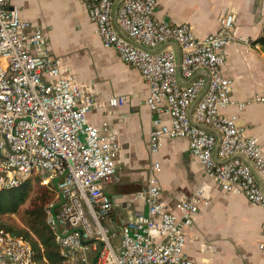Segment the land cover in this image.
<instances>
[{
    "label": "built area",
    "instance_id": "2783aa9c",
    "mask_svg": "<svg viewBox=\"0 0 264 264\" xmlns=\"http://www.w3.org/2000/svg\"><path fill=\"white\" fill-rule=\"evenodd\" d=\"M81 1L103 46L138 68L148 85L150 153L157 154L165 138L185 139L204 179L169 206L161 162L153 159L147 186L134 194L148 211L137 209L117 229L105 223L115 207L107 183L121 149L117 133L108 122H90L94 96L49 51L43 29L11 0H0V190L35 173L52 184L46 220L64 264H199L185 245L188 229L212 200V185L264 210V146L240 124L239 113L225 111L264 106V89L243 101L233 96L225 66L235 16H221L217 30L200 36L189 22L159 19L158 0ZM126 101L113 96L109 105ZM0 264L39 263L28 239L0 229Z\"/></svg>",
    "mask_w": 264,
    "mask_h": 264
},
{
    "label": "crops",
    "instance_id": "0c3cea01",
    "mask_svg": "<svg viewBox=\"0 0 264 264\" xmlns=\"http://www.w3.org/2000/svg\"><path fill=\"white\" fill-rule=\"evenodd\" d=\"M11 3L23 18L44 30L49 51L61 56L76 83L94 96L96 104L89 113L90 122L96 126L108 122L117 133L121 149L116 172L107 183L115 207L105 223L117 229L133 218L137 209L148 211L146 202L135 199L134 194L147 186L153 159L161 162L160 179L169 206L176 207L179 196L201 184L204 171L191 155L185 139L165 138L160 151L155 155L150 153L153 114L146 102L148 85L138 68L123 62L114 49L103 46L81 0H11ZM227 13L234 14L235 23L231 32L233 40L226 49L225 70L233 80L235 100L243 101L264 89V51L260 45L253 44L263 31L264 0H158L157 4L159 19L189 22L200 36L217 30L221 16ZM168 45L176 48L174 43ZM119 95L126 96L127 101L117 107L110 106L109 99ZM225 111L239 113L240 124L248 130L247 125L253 124L263 126V132L264 121L256 115V112L264 115L263 105L253 103L242 111L230 106ZM249 132L257 135L264 146L261 135ZM210 191V204L202 207L196 222L188 229L185 253L199 264H264L260 255V244L264 243V210L244 196L222 192L214 185ZM222 207L233 211L242 208L244 211L237 212H242L244 218L247 210L257 214L262 239L251 261L230 257L234 250L218 238L220 218L214 219V215Z\"/></svg>",
    "mask_w": 264,
    "mask_h": 264
},
{
    "label": "trees",
    "instance_id": "16d2710c",
    "mask_svg": "<svg viewBox=\"0 0 264 264\" xmlns=\"http://www.w3.org/2000/svg\"><path fill=\"white\" fill-rule=\"evenodd\" d=\"M253 44L260 45L264 51V25L262 34ZM54 198L55 190L41 184L34 189L31 180L16 188L0 190V229L28 239L39 264H64L46 220V206ZM12 215L19 216V224L8 221L7 217Z\"/></svg>",
    "mask_w": 264,
    "mask_h": 264
},
{
    "label": "rangeland",
    "instance_id": "374dc122",
    "mask_svg": "<svg viewBox=\"0 0 264 264\" xmlns=\"http://www.w3.org/2000/svg\"><path fill=\"white\" fill-rule=\"evenodd\" d=\"M256 115L260 118V120L264 121L263 114L256 112ZM247 126L250 131L255 132L259 136L261 135L264 139V130L261 132L263 126L260 127L253 124ZM29 180L32 181L34 189L36 188V185L39 184L46 186L50 190L52 189V184L46 183L44 177L42 175L40 176L38 173L31 175ZM182 193L183 192H181V194ZM236 209V212L233 211V209L229 210V207L216 209L214 219L220 218V223H218L216 232L218 233V238L223 240L225 245H229L234 250L229 255L230 257L239 256L245 260L251 261L254 249L255 247L256 249L258 248L259 242L262 239L258 217L254 210H247V218H244L242 212L241 214L237 212L238 210H244L242 208ZM18 217L19 216L12 215L11 218L7 217V219L8 221L19 224L20 221L18 220ZM260 255L262 256L261 258L264 259L263 251H260ZM221 261L225 262L226 260ZM236 263H240V260H237Z\"/></svg>",
    "mask_w": 264,
    "mask_h": 264
}]
</instances>
